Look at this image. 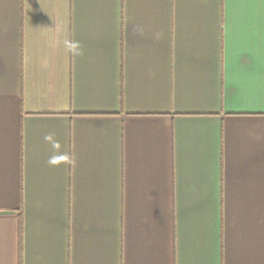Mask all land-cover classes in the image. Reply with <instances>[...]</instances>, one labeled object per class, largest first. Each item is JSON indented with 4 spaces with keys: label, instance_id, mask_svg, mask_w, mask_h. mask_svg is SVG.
<instances>
[{
    "label": "crops",
    "instance_id": "0c3cea01",
    "mask_svg": "<svg viewBox=\"0 0 264 264\" xmlns=\"http://www.w3.org/2000/svg\"><path fill=\"white\" fill-rule=\"evenodd\" d=\"M0 264H264V0H0Z\"/></svg>",
    "mask_w": 264,
    "mask_h": 264
}]
</instances>
